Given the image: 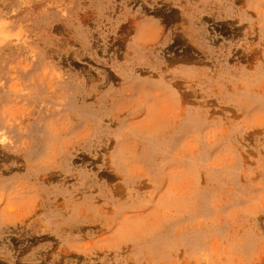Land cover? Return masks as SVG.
I'll return each instance as SVG.
<instances>
[{
	"label": "rangeland",
	"instance_id": "1",
	"mask_svg": "<svg viewBox=\"0 0 264 264\" xmlns=\"http://www.w3.org/2000/svg\"><path fill=\"white\" fill-rule=\"evenodd\" d=\"M0 264H264V0H0Z\"/></svg>",
	"mask_w": 264,
	"mask_h": 264
}]
</instances>
